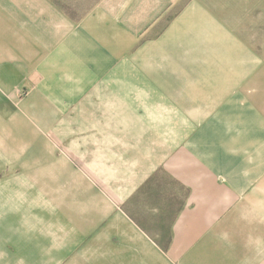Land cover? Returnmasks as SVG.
<instances>
[{
	"label": "crops",
	"instance_id": "crops-1",
	"mask_svg": "<svg viewBox=\"0 0 264 264\" xmlns=\"http://www.w3.org/2000/svg\"><path fill=\"white\" fill-rule=\"evenodd\" d=\"M160 49L167 82L154 80ZM257 50L264 0H0V131L11 137L0 160L14 167L37 146L40 177L55 179L39 217L7 218L0 264H264V74L235 68L264 66ZM133 59L177 107L198 97L204 113L170 125L160 159L155 141L134 161L46 137L112 127L63 115L154 98L150 84L112 94L127 90Z\"/></svg>",
	"mask_w": 264,
	"mask_h": 264
},
{
	"label": "rangeland",
	"instance_id": "rangeland-1",
	"mask_svg": "<svg viewBox=\"0 0 264 264\" xmlns=\"http://www.w3.org/2000/svg\"><path fill=\"white\" fill-rule=\"evenodd\" d=\"M167 51L166 49L163 51L160 49L157 54L154 50V56L158 57L157 59L154 57V80H158L157 75L160 77L162 74V80L167 82L166 59L162 58L167 56ZM196 52L199 53L198 50ZM256 55V57L263 58L264 50H257ZM243 57H246V55L244 54ZM134 62L136 63V60ZM136 64L125 67V70L127 68V72L131 73L130 78L129 75L127 76L125 84L127 90L123 91L122 88L112 90V94L121 95L125 92L134 95L136 91H139L140 86H143L145 91V86L150 84L154 88V98H135L132 96L123 98L121 96L110 99L111 104L116 108V112L94 115H63L64 122L74 120H79V122L90 121V125H103V122H107L114 128L102 129L99 126V128L86 130H48L45 132L46 137L54 138L57 136L63 139H81L82 141L74 146H70V142H65V146H63L64 149L75 152L84 151L86 146H82V144H86L87 140H89V143H95L102 150L105 145L110 144V149L112 148L117 158L133 159L134 161H137L143 155V153L140 154V150L154 146L157 149V145H154L155 141L160 144L159 150H156V159H160V154L165 150L170 125L173 123H197L204 117V113L200 110L198 97L185 99V103L189 105L186 110L181 105L177 107L172 99H168L166 83L164 82L165 88H157L154 83L146 80L148 76L144 73L145 66H139V62ZM136 66L140 70L139 73L134 72ZM235 68L239 69L240 73H246L247 69L252 71L254 69L255 74H264V66H237ZM256 85V89L261 85V89L264 90V81L262 83L256 82ZM24 95L25 93H21L20 98ZM48 117L50 116L48 115ZM32 121H34V118ZM119 125H123V127ZM12 132L15 133V137L29 136L35 140L42 136V131L38 130H30L28 134L23 130H10L7 133L12 136ZM10 138L9 135L8 138H3V132L0 131V143L10 142ZM38 148L37 146L32 147L30 160L14 163V167L10 162L0 160V242L6 239L7 218H37L39 217L40 203L54 201L55 194L51 192V188L54 189L55 179L50 177L42 179L40 177L42 161H39ZM0 150L3 151L2 148ZM86 160L87 156L81 159V161ZM50 173L48 169L47 174Z\"/></svg>",
	"mask_w": 264,
	"mask_h": 264
}]
</instances>
